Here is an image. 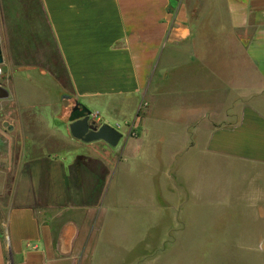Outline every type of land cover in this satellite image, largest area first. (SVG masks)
Wrapping results in <instances>:
<instances>
[{"label":"crops","instance_id":"1","mask_svg":"<svg viewBox=\"0 0 264 264\" xmlns=\"http://www.w3.org/2000/svg\"><path fill=\"white\" fill-rule=\"evenodd\" d=\"M35 3L38 27L24 28L19 16L11 45L0 36L8 94L0 143L22 147L8 189L14 205L0 222V264H101L117 249L130 254L132 212L162 210L157 190L172 203L177 196L171 209L184 194L243 207L230 205L233 193L264 209V0ZM63 95L100 125L125 130L118 153L101 155L54 124ZM165 97L171 113L198 115L180 135L153 121ZM191 130L203 131L199 142Z\"/></svg>","mask_w":264,"mask_h":264},{"label":"rangeland","instance_id":"2","mask_svg":"<svg viewBox=\"0 0 264 264\" xmlns=\"http://www.w3.org/2000/svg\"><path fill=\"white\" fill-rule=\"evenodd\" d=\"M19 16L22 17L24 28L38 27L40 19L35 0H0V36L2 39L7 38L9 46L11 45L12 22ZM0 71V75H2L1 68ZM66 97L68 95H63L61 100H58L60 112L55 116L53 122L57 126L64 127L68 133L69 120L67 116L72 103L70 100L64 99ZM171 108L170 98L161 99L159 107L155 110L153 121L168 123L170 126L164 132L169 134L174 132L175 135H180L184 131L183 125L188 124L193 116L197 117L198 115L189 113L187 109L180 113H171ZM100 116L103 117L104 114L101 113ZM220 117L221 115H213V120L219 123ZM95 122L100 125L102 121L97 119ZM107 122L112 124L111 119H108ZM173 127L176 128L173 129ZM189 132L190 136L193 138L196 136L195 140L199 142V135L203 131L191 130ZM121 134L122 138L115 148L102 142H97L92 146H97L95 151L104 156L110 155V152L118 153L125 139L124 129H121ZM194 142L191 141V146ZM198 146L197 144L195 156L199 152ZM21 150L20 146L1 145L0 143V222L5 221L6 209L4 207L14 205L8 198V189L17 164L16 157ZM196 159L195 176H198V173H202V167L199 168L198 158ZM218 173H212V175L218 176ZM155 181L153 179L154 183ZM217 184L212 186V191L224 189V186L220 188ZM183 190L185 189L180 190V195ZM157 194L161 199L158 200V205L162 207V210H158L157 213L151 209L132 212L130 219L132 223L131 253L118 256L119 250L117 249L115 257L98 259L101 264H264V209L256 210L251 207L254 205L250 202L252 195H247L249 201L247 202L246 195L243 200H239L243 194L233 193L230 205L234 206L238 203L243 206L236 209L234 207H218L227 205V202L220 203V196H213L212 203H205L204 200L188 202V196L184 194L183 197L180 196L179 207L171 209L177 202V196L174 194L170 198L172 203L161 198L160 190H157ZM196 196L198 198V195ZM165 198L167 197L165 196ZM210 206L217 207L211 208ZM127 219L117 218V221L124 220L126 222ZM159 223L163 224L155 228V225ZM111 227L108 228L111 229ZM162 227L167 229L166 235H161L163 234ZM115 230L116 233H124L119 228ZM139 237L143 240L135 239ZM4 244L8 257L6 240Z\"/></svg>","mask_w":264,"mask_h":264},{"label":"water","instance_id":"3","mask_svg":"<svg viewBox=\"0 0 264 264\" xmlns=\"http://www.w3.org/2000/svg\"><path fill=\"white\" fill-rule=\"evenodd\" d=\"M2 63L0 50V64ZM7 91L0 86V100L6 99ZM66 97L64 99H68ZM76 108H81L85 114L79 115L76 118L70 119L67 124L69 136L83 144H91L102 142L111 148H115L122 138V134L115 128L106 124L99 125L91 121L90 112L83 108L78 103H75Z\"/></svg>","mask_w":264,"mask_h":264},{"label":"flooded vegetation","instance_id":"4","mask_svg":"<svg viewBox=\"0 0 264 264\" xmlns=\"http://www.w3.org/2000/svg\"><path fill=\"white\" fill-rule=\"evenodd\" d=\"M85 114L81 108H76L75 104H73L69 110L68 113V120L78 117L79 115ZM91 119V118H90ZM92 122H95L93 119H91ZM96 123V122H95Z\"/></svg>","mask_w":264,"mask_h":264},{"label":"built area","instance_id":"5","mask_svg":"<svg viewBox=\"0 0 264 264\" xmlns=\"http://www.w3.org/2000/svg\"><path fill=\"white\" fill-rule=\"evenodd\" d=\"M0 73H1V71H0Z\"/></svg>","mask_w":264,"mask_h":264},{"label":"trees","instance_id":"6","mask_svg":"<svg viewBox=\"0 0 264 264\" xmlns=\"http://www.w3.org/2000/svg\"><path fill=\"white\" fill-rule=\"evenodd\" d=\"M2 224V223H1Z\"/></svg>","mask_w":264,"mask_h":264}]
</instances>
